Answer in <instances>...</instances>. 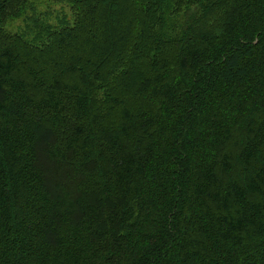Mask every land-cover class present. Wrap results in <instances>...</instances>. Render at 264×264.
Masks as SVG:
<instances>
[{"label": "trees", "instance_id": "trees-1", "mask_svg": "<svg viewBox=\"0 0 264 264\" xmlns=\"http://www.w3.org/2000/svg\"><path fill=\"white\" fill-rule=\"evenodd\" d=\"M35 2L0 0V264H264V0H69L40 45Z\"/></svg>", "mask_w": 264, "mask_h": 264}, {"label": "rangeland", "instance_id": "rangeland-1", "mask_svg": "<svg viewBox=\"0 0 264 264\" xmlns=\"http://www.w3.org/2000/svg\"><path fill=\"white\" fill-rule=\"evenodd\" d=\"M35 11H30L27 15L16 20L6 29L13 33L24 34L31 43L41 44L40 28L45 30L48 25L60 27L71 25L74 15L69 0H36ZM43 37V34L41 35ZM39 38L38 40H36Z\"/></svg>", "mask_w": 264, "mask_h": 264}]
</instances>
